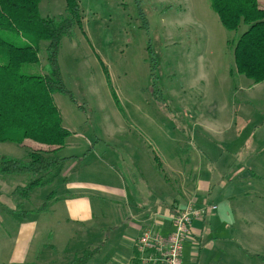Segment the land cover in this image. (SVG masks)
<instances>
[{
	"label": "rangeland",
	"instance_id": "obj_1",
	"mask_svg": "<svg viewBox=\"0 0 264 264\" xmlns=\"http://www.w3.org/2000/svg\"><path fill=\"white\" fill-rule=\"evenodd\" d=\"M77 2L81 26L61 40L57 57L66 93L53 98L71 133L63 151L99 156L147 151L148 163L138 164L134 172L143 196L165 201L180 189L187 195L186 181L196 180L193 206L208 209L203 227L215 236H224L229 199H242L251 214L238 225L236 245L221 251L222 245L212 244L220 251L210 246L204 256L205 247H193L189 233L181 264H264V81L253 84L234 68V48L246 27L225 30L209 0ZM259 4L264 6L262 0ZM39 14L64 16L66 1L42 0ZM45 45L38 54L41 69L46 67ZM26 154L16 144L0 142V157ZM93 159L86 156L83 163ZM28 180L0 174V264L26 247L29 221L37 224L26 260L38 258L37 264L45 262L41 251H58L71 232L65 233L62 211H41L44 203L51 205L45 189L28 200L12 193ZM193 222L190 228H201L202 223ZM109 245L105 264H110ZM87 251L92 248L76 258Z\"/></svg>",
	"mask_w": 264,
	"mask_h": 264
},
{
	"label": "trees",
	"instance_id": "obj_2",
	"mask_svg": "<svg viewBox=\"0 0 264 264\" xmlns=\"http://www.w3.org/2000/svg\"><path fill=\"white\" fill-rule=\"evenodd\" d=\"M41 1L0 0V142L16 144L27 153L22 159L0 157V174L26 176L28 182L12 193L27 200L36 190L49 191L65 166L58 152L71 133L63 127L53 100L66 93L57 57L61 40L71 38L82 22L77 0H65L66 14L58 18L41 17ZM209 1L225 30L246 27L234 48L236 74L253 84L264 81V6L259 0ZM43 42L46 67L41 69ZM44 206L41 211L51 205ZM201 210L200 217L206 212ZM93 256L94 251H87L64 264H85Z\"/></svg>",
	"mask_w": 264,
	"mask_h": 264
},
{
	"label": "crops",
	"instance_id": "obj_3",
	"mask_svg": "<svg viewBox=\"0 0 264 264\" xmlns=\"http://www.w3.org/2000/svg\"><path fill=\"white\" fill-rule=\"evenodd\" d=\"M62 125L66 128L63 122ZM66 129L69 131L68 128ZM66 147L58 152L60 157L65 158V166L61 176L56 179L48 191V194L52 192L51 206L48 207L45 215H49L50 211L53 213L62 211L63 222L68 228L65 233L71 232L58 251H41L43 254L39 255L45 258L41 259L45 261L42 264H64L65 258L68 259L67 262L72 261L87 248H92L94 251L92 258H98L96 264H105L104 251L108 243L111 253L110 264H140L136 245L142 233L162 229L161 235L169 234L172 228L171 217L188 206L194 208L193 204L196 200L193 198L197 197L196 180L192 184L186 181V188L190 189L187 195L180 189L176 192V197L165 201L157 199L149 201L143 196L141 187L134 182V172L138 164L148 163L147 151H104V154L99 156L90 154L89 151L88 154L63 151ZM89 155L94 157L93 161L84 164L86 156ZM154 159L157 166L161 165L158 155ZM237 198L229 199L230 213L226 214L229 221L228 223L223 222L222 225L224 236L223 234H220V237L215 236L212 231L203 227V217L208 209L204 216L195 217L198 220L191 221V224L196 221L202 223L200 229H195V225L194 228H189V233L193 238V247L196 246L199 250L205 247L204 256L208 254L210 246L218 253L220 251L218 244L222 245L220 246L221 251L227 250L229 244L236 245L238 240L235 238V232L239 228L238 225L240 221H243L244 216L251 214L248 212L249 208L244 206V201ZM213 207L210 210L214 212L217 208L213 209ZM162 210H164L163 213ZM25 219L27 217L23 220ZM249 222L254 223L252 220ZM36 224L29 221L25 225L27 228L26 247L17 250L8 264H37L38 258L33 257L31 261L26 260V255L30 250L28 246L35 234ZM123 227L127 228L124 232ZM73 228L74 231H72ZM215 232L217 233V230ZM101 252L103 254H100ZM200 254L201 251L197 253L196 258Z\"/></svg>",
	"mask_w": 264,
	"mask_h": 264
},
{
	"label": "built area",
	"instance_id": "obj_4",
	"mask_svg": "<svg viewBox=\"0 0 264 264\" xmlns=\"http://www.w3.org/2000/svg\"><path fill=\"white\" fill-rule=\"evenodd\" d=\"M202 213V210L188 206L171 217L169 234L143 232L137 241L140 264H181L184 237L189 234L191 220Z\"/></svg>",
	"mask_w": 264,
	"mask_h": 264
}]
</instances>
